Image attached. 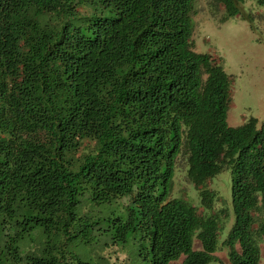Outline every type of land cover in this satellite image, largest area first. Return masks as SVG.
Returning <instances> with one entry per match:
<instances>
[{
    "label": "trees",
    "instance_id": "1",
    "mask_svg": "<svg viewBox=\"0 0 264 264\" xmlns=\"http://www.w3.org/2000/svg\"><path fill=\"white\" fill-rule=\"evenodd\" d=\"M208 1L253 21L246 0ZM193 2L0 0V264H128L75 251L95 226L140 239L143 264H223L220 244L264 264V119L227 121L231 77L195 49ZM224 168L231 207L215 208ZM178 171L198 203L172 195Z\"/></svg>",
    "mask_w": 264,
    "mask_h": 264
},
{
    "label": "rangeland",
    "instance_id": "2",
    "mask_svg": "<svg viewBox=\"0 0 264 264\" xmlns=\"http://www.w3.org/2000/svg\"><path fill=\"white\" fill-rule=\"evenodd\" d=\"M246 10L252 11L253 21L250 22L238 15L222 19V5L211 6L208 0H194L192 18L194 29L192 39L197 51L210 52L218 58L223 68L231 77V100L227 110V121L231 125L241 123L249 116L260 121L264 119V4L256 0H246ZM172 195L188 198L193 203L199 202L197 188L186 178L183 171L174 175ZM229 168L222 169L207 181V185L215 191L218 202L214 207L222 205L231 207ZM95 212L102 217L120 211L119 201L112 199L102 203ZM232 223V215L224 221L223 238ZM39 236V237H38ZM45 238L39 228L20 242L25 247L36 248ZM124 244L125 248L113 246ZM200 242L195 239L194 247L199 248ZM75 251L81 256L95 257L106 255L112 259L124 260L128 264H143L140 251H143L141 240L128 236L123 242L115 241L110 230H102L95 226L90 234L88 246L77 245ZM261 263L264 261V238L260 243ZM223 264H230L227 249L220 244L214 252ZM180 261V259L178 260Z\"/></svg>",
    "mask_w": 264,
    "mask_h": 264
}]
</instances>
